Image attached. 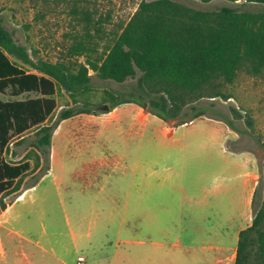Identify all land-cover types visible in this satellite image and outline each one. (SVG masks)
Wrapping results in <instances>:
<instances>
[{
	"label": "trees",
	"instance_id": "trees-1",
	"mask_svg": "<svg viewBox=\"0 0 264 264\" xmlns=\"http://www.w3.org/2000/svg\"><path fill=\"white\" fill-rule=\"evenodd\" d=\"M221 1L230 5L199 10L175 0H144L127 21L108 31L97 0H54L56 6L66 3L73 18L66 54L55 62L31 56L0 23V214L13 204L7 197L19 198L37 185L24 188L41 155L45 174L50 170L52 137L60 123L97 112L96 79L118 84L137 79L136 92L104 90L103 113L135 104L168 125L178 121L173 125L178 127L208 115L202 101L232 99L227 89L240 74L263 75L264 0ZM8 93L12 99L5 100ZM66 97L71 105L48 124ZM187 108L190 120L182 119ZM31 131V150L12 161L11 146L24 143ZM253 210L251 225L240 232L235 264H264V203L257 209L254 199Z\"/></svg>",
	"mask_w": 264,
	"mask_h": 264
},
{
	"label": "rangeland",
	"instance_id": "rangeland-1",
	"mask_svg": "<svg viewBox=\"0 0 264 264\" xmlns=\"http://www.w3.org/2000/svg\"><path fill=\"white\" fill-rule=\"evenodd\" d=\"M142 1L144 0H97L99 15L107 19L104 20L105 28L111 31L121 21H127ZM175 1L199 10H215L223 5H230L221 0L210 4L200 0ZM257 7L251 6L252 9ZM72 22L66 3L56 6L54 0H49L48 3L41 0H0V23L12 34L14 42L26 47L33 57L37 53L38 57L54 62L63 58L69 34L73 32ZM3 63L4 60L0 58V67ZM95 81L98 88L95 93L97 97L93 101L97 104L94 109L97 112L83 114L81 118L73 119L60 127L59 136L57 134L58 137H54L52 141V150H56V156L52 163L50 160V175L44 176L46 160L41 155L40 167L32 171L24 182V188L37 183L30 191L27 202L20 203L19 207H7L0 214V264H64L58 259L62 257L61 252L65 254L64 258L69 264H76L81 255L86 258V264H127V241L147 235L149 229H121L120 222L131 221L132 217L125 215L124 207H116L118 204L114 202L122 204L129 198L133 201L140 194L137 185L141 180L134 176L133 170L140 155L138 143L134 142L127 148L119 140L116 130V124H132V113L125 114L132 108L125 106L121 110V121H112L116 118V113H103L107 104L102 101L104 90L126 94L136 92L137 79L124 84L97 79ZM227 93L233 97L227 102L220 99L202 101L201 105L208 110L207 116L212 118L205 116L194 121L195 124L179 129L175 138L195 142L189 148L190 151L193 149L191 158L188 153L185 161L186 175L214 173L216 176L224 169L223 161L231 157L232 153L242 150L255 154L261 177L255 196L258 209L264 203V74L256 77L240 74L235 83L228 87ZM9 96L8 93L4 99H11ZM70 105L67 97L61 99L59 108L48 124L52 125L57 120L63 106L68 109ZM184 113L186 116L182 119L190 120L193 114L190 108ZM138 120L143 123L142 118L138 117ZM202 120L219 121L229 127L231 133L226 134V140H219L214 124ZM226 120L237 130H233ZM177 122L168 125L155 120L148 125L146 142L150 146L147 151L155 160L153 168L159 169L164 164L160 160V144L165 137L160 133V127L166 128L169 135L167 128L174 127ZM102 123L101 134L94 135L95 131L82 132L80 140L75 137L79 132L71 128L75 124ZM190 123L192 122L187 124ZM26 137L24 143L11 146L15 154L12 161L22 160L31 150L35 140L33 131L28 132ZM123 152H126L128 161L121 166L119 163ZM208 157L213 159V163L208 162ZM96 158L106 160L111 167L107 173H102L95 187L85 189L80 175L85 166ZM31 162L34 164V159ZM125 166L129 167L130 172L121 176ZM239 170L235 167L231 169L232 172ZM207 182L205 186H210L211 181ZM164 193L169 195L168 191ZM21 196L22 194L19 198ZM19 198L18 194H14L7 197L6 202L14 204ZM178 198L177 194L173 200ZM209 210L213 211L212 217H216L214 208ZM227 211L235 227L247 228L251 225L253 207H246V221L245 207H229ZM208 214L210 215L209 212ZM141 216L140 214L138 217ZM43 230L52 235L49 241L42 237ZM117 248L121 249L119 255L116 254Z\"/></svg>",
	"mask_w": 264,
	"mask_h": 264
},
{
	"label": "crops",
	"instance_id": "crops-1",
	"mask_svg": "<svg viewBox=\"0 0 264 264\" xmlns=\"http://www.w3.org/2000/svg\"><path fill=\"white\" fill-rule=\"evenodd\" d=\"M9 60L12 62L11 58ZM17 68L24 71L21 67ZM0 79H2V67H0ZM125 106L132 108L130 112H125L126 115L132 113V124H125L126 126L122 123L116 124L118 125L116 130L119 140L127 148L134 142L138 143L137 150L140 155L133 170L134 176L141 180L137 185L140 194L133 201L129 198L122 204L118 201L114 202L118 204L116 207H124L125 215L132 217L131 221L120 222L121 229L125 227L149 229L144 238L127 241V264H235L239 235L246 228L235 227L227 210L229 207H245L246 221V207L254 206L261 178L255 154L242 150L232 153L231 157L223 161L224 169L216 176L214 173L186 175L185 161L188 153L191 158L193 149L190 151L189 148L195 142H185L183 139L175 138V135L179 129L195 123L168 127L169 135L166 133V128L161 126L160 133L165 139L160 144L162 148L160 160L164 164H161L159 169L153 168L152 163L155 160L147 151L150 146V143L146 142L147 129L151 122L160 119L135 104H126L109 113L111 115L116 113V118L112 121H121L123 115L121 110ZM82 115L61 122L53 134L52 141L54 137L59 136L62 125L78 117L81 118ZM138 117L142 118L143 123L138 120ZM202 121L214 124L219 140H226V134L231 133L230 128L219 121ZM102 125L103 123L100 125L75 124L71 125V128L79 132L75 137L80 140L82 132L95 131L94 135L101 134ZM50 152L52 163L56 156V150H52V144ZM249 154L253 155L252 159ZM120 160L121 166L127 163L126 152H123ZM207 160L213 163L212 158L208 157ZM110 167L109 162L100 158L89 162L80 175L85 189L95 187L102 173H107ZM233 167L240 170L232 172ZM50 171L44 176L50 175ZM129 172V167L125 166L120 175L125 176ZM207 181H211L210 186H205ZM35 187L24 190L19 200L8 207H19L20 203L27 202L30 191ZM131 187L135 188L134 185ZM164 191H168L169 195H166ZM177 194L178 200H173ZM213 208L216 211L214 218L213 211L209 210ZM140 214L141 218L138 217ZM42 237L49 241L52 235L43 230ZM120 250L119 248L117 255ZM61 255L62 257L58 259L65 264L67 261L64 258L65 254L61 252Z\"/></svg>",
	"mask_w": 264,
	"mask_h": 264
},
{
	"label": "built area",
	"instance_id": "built-area-1",
	"mask_svg": "<svg viewBox=\"0 0 264 264\" xmlns=\"http://www.w3.org/2000/svg\"><path fill=\"white\" fill-rule=\"evenodd\" d=\"M87 260L84 256H78L76 264H86Z\"/></svg>",
	"mask_w": 264,
	"mask_h": 264
}]
</instances>
